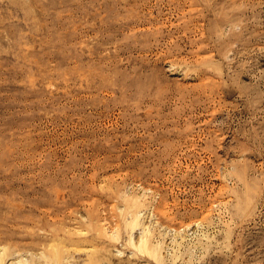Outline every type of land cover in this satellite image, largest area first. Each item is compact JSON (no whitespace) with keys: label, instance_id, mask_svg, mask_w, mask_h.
I'll return each instance as SVG.
<instances>
[{"label":"rangeland","instance_id":"374dc122","mask_svg":"<svg viewBox=\"0 0 264 264\" xmlns=\"http://www.w3.org/2000/svg\"><path fill=\"white\" fill-rule=\"evenodd\" d=\"M0 264H264V0H0Z\"/></svg>","mask_w":264,"mask_h":264}]
</instances>
